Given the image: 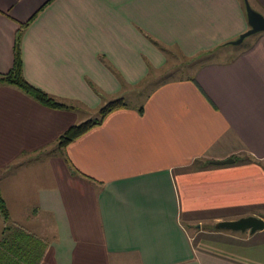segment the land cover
Returning <instances> with one entry per match:
<instances>
[{
    "label": "crops",
    "instance_id": "crops-1",
    "mask_svg": "<svg viewBox=\"0 0 264 264\" xmlns=\"http://www.w3.org/2000/svg\"><path fill=\"white\" fill-rule=\"evenodd\" d=\"M247 29L242 0H0V74L19 32L23 79L69 108L0 85V197L12 226L39 227V264H264V228L247 246L212 228L204 248L181 220L264 222V33L230 44ZM177 57L189 76L125 103Z\"/></svg>",
    "mask_w": 264,
    "mask_h": 264
},
{
    "label": "trees",
    "instance_id": "trees-1",
    "mask_svg": "<svg viewBox=\"0 0 264 264\" xmlns=\"http://www.w3.org/2000/svg\"><path fill=\"white\" fill-rule=\"evenodd\" d=\"M244 8V7H243ZM20 25L19 28L25 27ZM19 32L15 34L12 47V63L5 74H0V85L13 87L31 98L39 105L56 110H67L68 107L56 102L46 93L28 84L22 77V65L19 51ZM121 100L107 103L98 110L97 118L87 120L68 128L56 142L58 149L65 148L91 128L98 126L109 113L121 109ZM8 214L0 197V219L2 221V239L0 240V264H39L45 244L20 228L6 226Z\"/></svg>",
    "mask_w": 264,
    "mask_h": 264
},
{
    "label": "rangeland",
    "instance_id": "rangeland-1",
    "mask_svg": "<svg viewBox=\"0 0 264 264\" xmlns=\"http://www.w3.org/2000/svg\"><path fill=\"white\" fill-rule=\"evenodd\" d=\"M181 61L182 60L179 59V57H177L176 60L170 59L167 66L162 67L160 70L155 72L154 76L148 77L147 79H145L144 83H140L136 87V89H135L136 90L135 92H137L136 94L135 93L134 94L131 93L130 95L127 94L124 98L125 103H127L128 105H131V106L136 105L140 101L141 95L147 93L148 90L154 84L159 83L160 81H164V80H168V79H174V78H185V77L189 76L191 74L193 66L189 65V62H185V61L181 62ZM82 117H83V114H81V119H83ZM94 118H97V115H95L93 118H91V120ZM58 156H59V152H58ZM30 202L31 203L28 202V204L30 206H31V204H34V201L31 200ZM13 215H17L15 211H14ZM263 215H264V213H263ZM204 219H202L203 221L200 222L202 224L201 225L202 230H200V228H197V226H196L198 224H196V222L194 220H192L189 217V215H187V214L181 215V220H182L184 226L186 227V229L188 230L190 237L192 238V241H191L192 245H194V246L197 245L198 247H204V248H216V247L219 248V245L217 244L218 242L216 240L204 237L205 231L209 232V231L213 230L212 229L213 226L210 223V221L206 218H204ZM10 222L11 221L8 220L6 222V226L9 228H13L14 226H12ZM23 223H24V225H21V226L18 225L16 227L20 228L21 230L25 231L26 233H27V231L32 233L35 231V229H39V227L31 226L32 225L31 223H35V222L23 221ZM34 225H36V223ZM37 225H38V223H37ZM2 227H3V224H2V221L0 219V231L2 230ZM199 231H201V233ZM218 232H220L222 234L233 235L237 240L243 241L245 238H248L247 240H250L249 242L240 244V245L246 244V246L255 242L256 238H257V237H250L249 235L246 236V235H244L243 232H230V231H218ZM260 236L261 237H259V238L264 239V233H263V235H260ZM222 243H225V242H222Z\"/></svg>",
    "mask_w": 264,
    "mask_h": 264
},
{
    "label": "water",
    "instance_id": "water-1",
    "mask_svg": "<svg viewBox=\"0 0 264 264\" xmlns=\"http://www.w3.org/2000/svg\"><path fill=\"white\" fill-rule=\"evenodd\" d=\"M243 1L244 13L248 29L241 33L236 40L230 42L231 45H238L242 40L248 36L264 33V17L259 13L251 9L247 0ZM233 160L227 158L222 161L210 162L212 165H226L232 163ZM264 228L263 220L257 217H243L232 221H220L213 225V229L216 231H230V232H248L253 234L256 231H260Z\"/></svg>",
    "mask_w": 264,
    "mask_h": 264
}]
</instances>
